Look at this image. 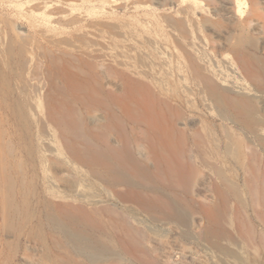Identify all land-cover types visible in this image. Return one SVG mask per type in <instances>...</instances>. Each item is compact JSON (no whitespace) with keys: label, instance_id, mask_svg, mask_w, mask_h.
<instances>
[{"label":"rangeland","instance_id":"1","mask_svg":"<svg viewBox=\"0 0 264 264\" xmlns=\"http://www.w3.org/2000/svg\"><path fill=\"white\" fill-rule=\"evenodd\" d=\"M0 264H264V0H0Z\"/></svg>","mask_w":264,"mask_h":264}]
</instances>
